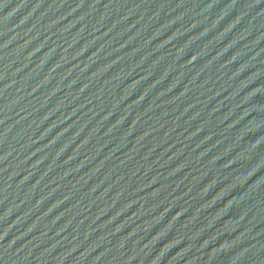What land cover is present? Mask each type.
I'll return each mask as SVG.
<instances>
[{
    "label": "water",
    "instance_id": "1",
    "mask_svg": "<svg viewBox=\"0 0 264 264\" xmlns=\"http://www.w3.org/2000/svg\"><path fill=\"white\" fill-rule=\"evenodd\" d=\"M0 264H264V0H0Z\"/></svg>",
    "mask_w": 264,
    "mask_h": 264
}]
</instances>
